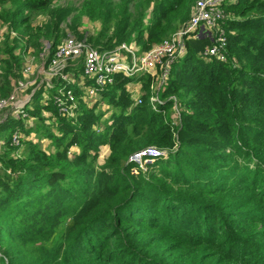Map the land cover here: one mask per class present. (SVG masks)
Segmentation results:
<instances>
[{
  "label": "trees",
  "instance_id": "1",
  "mask_svg": "<svg viewBox=\"0 0 264 264\" xmlns=\"http://www.w3.org/2000/svg\"><path fill=\"white\" fill-rule=\"evenodd\" d=\"M197 1L0 0L8 29L0 99L23 76L20 57H40L47 44L55 50L68 31L93 50L135 40L148 51L189 21ZM224 9L228 61L202 55L210 42L188 41L159 92L162 112L149 102L150 77L135 105L131 79L120 75L102 93L108 110L59 119L61 136L33 114L53 153L23 142L26 156L16 158L18 148L6 143L0 252L10 264H264V0H229ZM85 19L98 24L94 33L79 31ZM101 145L110 148L102 166ZM149 147L169 151L168 160L135 175L129 158Z\"/></svg>",
  "mask_w": 264,
  "mask_h": 264
},
{
  "label": "built area",
  "instance_id": "2",
  "mask_svg": "<svg viewBox=\"0 0 264 264\" xmlns=\"http://www.w3.org/2000/svg\"><path fill=\"white\" fill-rule=\"evenodd\" d=\"M228 1L198 0L189 21L170 38L163 41L162 44L154 47L141 57H136L133 53H130L129 43H123L113 51H98L93 50L89 46L87 47L85 43L69 39L55 52L52 62L57 65L61 60L79 58L80 55L85 53L83 65L84 84L88 83L89 86L100 89L101 91L97 95L112 86L116 81V76L121 75L126 78H133V75L139 74L143 78L144 75H148L153 81L156 77L161 76L157 80L159 88L156 93L152 92L154 91V83L151 84L150 87L153 90L150 89L151 96L149 97L152 109L160 113L162 112L161 106L165 105V101L159 97V92L166 87L174 64L188 54V41L197 38H205L203 40L208 39L209 42L211 40V44L205 47L202 53L203 56L220 62L228 61V32L224 26L227 19L224 7ZM5 32H8V29L4 28L3 33ZM100 53H109L111 55L106 56V60V57H100ZM22 84L21 82L16 84L14 92ZM126 89L135 105L143 103L144 93L142 85H139L136 89L126 86ZM94 95V93H90L91 97ZM75 100L74 91L64 87L55 100L58 113L62 116L73 117V109L76 106ZM173 100L175 101L176 99L173 98ZM28 104H30L28 99L21 102L17 101L14 93H12L8 98L0 99V113L10 111L11 117L19 114L20 116H25L22 108ZM175 111L178 114V108H175ZM174 124L178 123L175 122ZM20 139L21 137L15 135L12 141L19 143ZM175 150L177 148L173 151ZM169 154L170 152L167 150L149 147L132 155L129 158V163L134 165L133 172L136 173V170L144 164L152 163L157 159H167Z\"/></svg>",
  "mask_w": 264,
  "mask_h": 264
},
{
  "label": "rangeland",
  "instance_id": "3",
  "mask_svg": "<svg viewBox=\"0 0 264 264\" xmlns=\"http://www.w3.org/2000/svg\"><path fill=\"white\" fill-rule=\"evenodd\" d=\"M67 1L69 0H60V5L62 6L66 5ZM225 14L228 19L230 14L227 11L225 12ZM36 18H35V21H36ZM227 19H226V22H227ZM40 20L41 19L37 21H40ZM226 22L224 26H225V29L227 30ZM97 28H98V24H93L87 19H85L83 23V27H81L79 31L82 33V31L86 30L90 34H92ZM3 29H4L3 26L0 24V38L3 34ZM69 39H74L75 41L78 40L71 32L68 31L67 36L60 40L61 42L57 45L55 50L51 49V46L47 44L46 49L44 50L43 54L40 57L34 54L33 50H31L30 52H27V54L25 53L24 56L20 57V63L18 64L19 72H21L23 76L21 79L19 78V80L14 83V88L16 87V84L20 82L23 84L15 92H14L15 89L14 90L12 89L11 94L14 93L16 100L20 102L25 99H28L30 101V104L22 108L24 109L23 111H24L25 116H20L19 114V115H15L14 117H11L10 111L0 113V155L6 152L5 146L9 140H11L12 145L14 147L18 148V153H13V156L16 158H24L26 156L25 154L26 150H24V148H21L23 142L32 141L34 143H38V145H40V147L42 148V151L48 154L54 152L55 149H54L53 144H51L50 141L45 138L44 134H42L43 132H40L37 130V124L38 126H40V120L38 121L37 117L39 119L41 117L42 119L44 118L42 120V124L47 125L48 128L52 129V132L61 136L62 134L59 132V128H58L59 119L62 118L68 122L76 123L80 116L82 109H88V110L96 109V111L98 112L108 110L107 104L104 102V98L102 97V93L97 95V93H100L101 90L98 89L97 87L89 86L88 83L84 84L85 81L83 79V76H84L83 65H84L85 53L80 55L79 58L70 59V60L69 59L61 60L60 63L57 65L53 64L52 62L53 57L49 59L50 53L53 51L55 54V52ZM198 39L200 38H197L195 40H198ZM203 39L205 38H202L200 40H203ZM203 41L209 42L208 39L203 40ZM3 42L4 40L0 42V48H2ZM162 43L163 41L157 44L156 43L152 44L151 49L159 46ZM210 44H211V40H210ZM19 47H20V42H19ZM128 48L130 50V53H133L136 57H141L142 55H144L145 53L151 50L150 49L148 51H142L141 46H139L135 40L129 43ZM99 55L100 57H106V56H110L111 54L100 53ZM2 58H3L2 55H0V84L2 82V75L4 71V64L2 62ZM48 59H49V63L46 64V61ZM105 59L107 60V57ZM117 77L123 78V76H120V77L116 76V78ZM144 77L149 78L148 75L147 76L144 75ZM160 77H156L154 81L151 80L150 82H148V89H151L150 86L152 83H154L153 84L154 91H152L154 93H156L159 88L157 86V80ZM130 79H131V82L127 84L129 88L136 89L139 87V85H142V89L143 90L145 89V80L144 78L142 79L139 74L133 75V78H130ZM44 85H46V88H43ZM64 87L70 90H73L74 95L76 97V100H75L76 106L73 109L74 111L73 117L62 116L60 114L55 115L54 112L48 108L52 105L56 108L55 100L58 96V93L61 92V90ZM148 89H145L146 92L148 91ZM36 92H38L37 94L40 95L39 98H35L36 96L34 97ZM90 93H94L95 95L91 97ZM33 114H36L35 116L37 117L36 118L33 117ZM109 116L110 114H107V118ZM13 120L15 122L20 123V127H18V129L15 130L14 132H12L14 129L13 127H16V126L6 129L8 127V124L14 123ZM171 121L175 122V116H174V119L173 118L171 119ZM5 122L6 124L2 126V124ZM23 127H25V129L30 130V132L33 133V135L30 136V134H28V131L24 132L22 130ZM15 135H18L19 137H21L19 143H14V141H12ZM77 151L78 150L76 149V147H71L70 149V152L73 154L80 153V150L78 152ZM98 154H99L98 165L102 166L105 164L106 160L108 159L110 155L109 146L101 145L99 148ZM154 163L156 162L154 161L152 163L144 164L141 168L137 169L136 173L134 172V174L139 175L141 173V174L149 175L151 173L150 171ZM247 166H250L251 168H253L255 165H254V162H252L250 164L248 163ZM2 168H3L2 164H0V173L5 175V173L7 172L6 170ZM9 173L10 171H8V174ZM0 257L4 258L6 264H10V260L4 257L1 254V252H0ZM23 264H27V263L23 262Z\"/></svg>",
  "mask_w": 264,
  "mask_h": 264
}]
</instances>
